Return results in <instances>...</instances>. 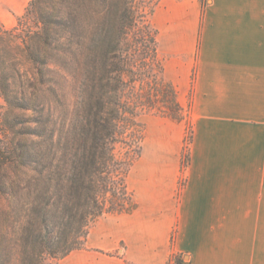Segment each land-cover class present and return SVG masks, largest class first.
Instances as JSON below:
<instances>
[{
    "label": "trees",
    "instance_id": "1",
    "mask_svg": "<svg viewBox=\"0 0 264 264\" xmlns=\"http://www.w3.org/2000/svg\"><path fill=\"white\" fill-rule=\"evenodd\" d=\"M159 1L30 0L0 26V264H56L99 217L135 209L137 118L183 117L150 19Z\"/></svg>",
    "mask_w": 264,
    "mask_h": 264
},
{
    "label": "crops",
    "instance_id": "2",
    "mask_svg": "<svg viewBox=\"0 0 264 264\" xmlns=\"http://www.w3.org/2000/svg\"><path fill=\"white\" fill-rule=\"evenodd\" d=\"M29 1L0 0V26L14 27ZM195 39V61L164 77L191 88L183 186L181 144L155 137L152 156L142 147L138 158L135 209L99 217L108 221L91 249L72 251L69 264H166L172 254L178 264H264V0H208ZM120 242L122 259L94 251Z\"/></svg>",
    "mask_w": 264,
    "mask_h": 264
},
{
    "label": "rangeland",
    "instance_id": "3",
    "mask_svg": "<svg viewBox=\"0 0 264 264\" xmlns=\"http://www.w3.org/2000/svg\"><path fill=\"white\" fill-rule=\"evenodd\" d=\"M207 4L208 0H160L154 7L150 19L157 31L158 55L160 60L162 61V65H165V69L166 67L168 68L167 74L165 73L162 75L163 78L166 76L168 78H171V68L179 69L182 67V64L186 65L187 62L191 64L195 61V50L197 47L195 37L196 33H199L202 16ZM170 35L175 39L176 48H172L175 43L169 37ZM170 39L172 40L171 42ZM187 51L190 53H187ZM192 51L194 52L191 53ZM172 75H174V73ZM193 76L194 72L192 70L190 80ZM172 78L174 79V81L178 79L174 76H172ZM164 80L166 79L164 78ZM174 87L177 92L179 104L182 107V120L174 121L166 117H161L151 111L141 112L137 120L143 128V140L141 143V149L142 147L145 148L144 158L152 156L151 148L154 149L152 145L154 143L153 140L155 139V137H157L160 141L163 140L164 143L165 141H167L168 145L172 144L174 146L177 144V142L181 144L180 163L177 176L178 180L176 186V190H179L184 184V172L189 161V146L192 139L193 122L191 117V88L189 89L185 86L184 90L182 91L181 87L178 84ZM1 108H6L3 100ZM1 140L2 137L0 135V141ZM122 152L123 149H120V153ZM140 152L142 151L140 150ZM138 158L139 157L133 159L126 178L127 189L130 194L131 191L134 192L138 186V167L140 165V160ZM107 221L105 219H101L97 223L95 222L94 224H92L88 230V234L84 244L77 251H81L82 253L84 251H88V249H91L92 243L90 239H93V236L99 230L97 228L100 225L105 224V222ZM172 241L173 236L170 237V244L172 243ZM122 247L123 242H120L112 251L107 252L97 249L94 251L99 254L102 253L109 257L122 259L123 255H120L118 251V249H121ZM177 257L178 256L176 254L170 255L166 264H178L179 258ZM56 264H69L68 257L59 260Z\"/></svg>",
    "mask_w": 264,
    "mask_h": 264
}]
</instances>
